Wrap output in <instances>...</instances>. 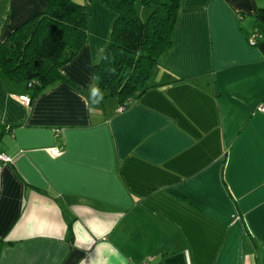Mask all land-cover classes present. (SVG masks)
Listing matches in <instances>:
<instances>
[{
  "label": "crops",
  "instance_id": "crops-1",
  "mask_svg": "<svg viewBox=\"0 0 264 264\" xmlns=\"http://www.w3.org/2000/svg\"><path fill=\"white\" fill-rule=\"evenodd\" d=\"M73 1L87 39L64 79L32 97L0 76V264H264V0H180L122 111L93 75L116 15ZM47 2L0 0V43Z\"/></svg>",
  "mask_w": 264,
  "mask_h": 264
},
{
  "label": "trees",
  "instance_id": "trees-1",
  "mask_svg": "<svg viewBox=\"0 0 264 264\" xmlns=\"http://www.w3.org/2000/svg\"><path fill=\"white\" fill-rule=\"evenodd\" d=\"M101 1L116 18L101 59L93 65L98 86L95 97L114 96L125 107L150 86L152 70L171 48L180 0ZM144 8L150 9L145 19L140 14ZM255 17L264 22V6ZM86 26L84 5L73 0H48L43 11L0 43L1 78L31 89L32 97L45 85L63 80L60 65L68 52L75 53L84 45ZM28 71L35 77L28 79Z\"/></svg>",
  "mask_w": 264,
  "mask_h": 264
},
{
  "label": "built area",
  "instance_id": "built-area-1",
  "mask_svg": "<svg viewBox=\"0 0 264 264\" xmlns=\"http://www.w3.org/2000/svg\"><path fill=\"white\" fill-rule=\"evenodd\" d=\"M259 39H260V34L254 31L252 35L249 37L248 43L250 45H256ZM14 98L22 102L25 105H28L31 102V98L27 95L14 96ZM124 108L125 107L123 105H120L118 107V111H122ZM261 110H264V107H261ZM8 161H9V157L0 150V171L3 165H5ZM142 264H146V263H142Z\"/></svg>",
  "mask_w": 264,
  "mask_h": 264
},
{
  "label": "rangeland",
  "instance_id": "rangeland-1",
  "mask_svg": "<svg viewBox=\"0 0 264 264\" xmlns=\"http://www.w3.org/2000/svg\"><path fill=\"white\" fill-rule=\"evenodd\" d=\"M150 9L149 8H144L143 10H141L140 14L142 18H146V16L149 14Z\"/></svg>",
  "mask_w": 264,
  "mask_h": 264
},
{
  "label": "water",
  "instance_id": "water-1",
  "mask_svg": "<svg viewBox=\"0 0 264 264\" xmlns=\"http://www.w3.org/2000/svg\"><path fill=\"white\" fill-rule=\"evenodd\" d=\"M26 74L28 79H32L35 77V73H32L31 71H28Z\"/></svg>",
  "mask_w": 264,
  "mask_h": 264
}]
</instances>
